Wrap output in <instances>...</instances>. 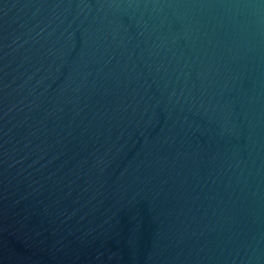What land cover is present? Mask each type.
<instances>
[{
    "label": "water",
    "instance_id": "95a60500",
    "mask_svg": "<svg viewBox=\"0 0 264 264\" xmlns=\"http://www.w3.org/2000/svg\"><path fill=\"white\" fill-rule=\"evenodd\" d=\"M0 264H264V0H0Z\"/></svg>",
    "mask_w": 264,
    "mask_h": 264
}]
</instances>
